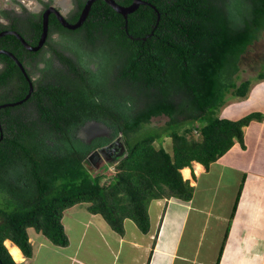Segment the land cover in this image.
<instances>
[{
    "label": "trees",
    "instance_id": "trees-1",
    "mask_svg": "<svg viewBox=\"0 0 264 264\" xmlns=\"http://www.w3.org/2000/svg\"><path fill=\"white\" fill-rule=\"evenodd\" d=\"M144 1L125 19L96 0L82 26L71 31L52 18V30L64 38L48 57L15 38L11 52L21 62L24 56L35 62L30 67L38 75L33 79L26 69L29 98L0 108V264H17L5 239L31 257L28 227L66 245L63 211L81 202L120 234L126 218L147 232L150 200L191 198L183 167L194 161L207 167L235 141L244 147L242 128L262 118L252 112L232 120L218 112L250 89L240 62L264 31V0ZM34 26L33 45L42 21ZM0 61V104L23 99L28 81L10 57L0 54ZM255 78H264L263 70ZM161 116L168 119L164 125L146 128ZM89 122L109 134L81 138L79 130ZM194 131L199 140L189 138ZM119 136L124 155L91 169L88 156ZM165 138L171 153L162 145Z\"/></svg>",
    "mask_w": 264,
    "mask_h": 264
},
{
    "label": "crops",
    "instance_id": "crops-1",
    "mask_svg": "<svg viewBox=\"0 0 264 264\" xmlns=\"http://www.w3.org/2000/svg\"><path fill=\"white\" fill-rule=\"evenodd\" d=\"M254 92L263 104L259 108L244 107L243 102H249ZM225 105L224 110L234 106L231 113L244 108L240 117L259 112L262 118L242 128L244 147L235 141L207 167L196 161L183 167L180 172L192 186L191 198L150 200L147 232L126 218L120 234L101 215L85 214L79 225H85L83 236L93 232V241L92 247L84 250L82 236L69 235L70 225L78 222L81 214L72 213L78 212L74 205L65 209L61 218L66 245L53 244L28 227L32 255L26 258L17 245L7 241L20 250L23 262H33L40 256L47 264L54 255L60 264H264V81L261 89L259 83L251 85L244 98ZM183 169L188 170V176L183 175Z\"/></svg>",
    "mask_w": 264,
    "mask_h": 264
},
{
    "label": "rangeland",
    "instance_id": "rangeland-1",
    "mask_svg": "<svg viewBox=\"0 0 264 264\" xmlns=\"http://www.w3.org/2000/svg\"><path fill=\"white\" fill-rule=\"evenodd\" d=\"M22 3L26 6V7H31V5H34V1L33 0H21ZM15 1L12 0H0V9L2 11L9 9V7L11 5H14V8H18V4ZM4 22L1 16V20L0 22ZM57 46V45H56ZM55 46V47H56ZM58 49L62 50L65 54H68V51H65L64 49H61L60 47H57ZM46 51L48 53H46V56H51V49L49 47L46 48ZM70 55V53H69ZM264 65V31L261 33L259 39L257 41H255L248 49V52L246 53V56L243 57V59L240 62V68H241V76L243 79H250L251 81V85H258L259 83V88L261 89L262 87V83H263V79H258L255 78L257 73L260 70H263L264 73V67L262 68V66ZM42 67L44 66V64L41 65ZM40 66V67H41ZM41 67V68H42ZM28 69L31 72L32 78H36L37 73H34V70L30 67V65H28ZM257 92H254L252 94V96L249 98V102L244 103L242 105H244V107H250L252 105H254V107H260L263 104V101L260 100V95L256 94ZM232 99H229L228 101H230ZM227 101V103H228ZM222 106L220 108V111L218 112L219 117H225L227 118V116L229 118H231L232 120H237L240 119V114L242 113V110L244 108H240L238 109L235 113H231L230 110H232V108H234V106H229L228 108H226L224 110V107ZM227 111V112H226ZM247 115V114H245ZM244 115V116H245ZM243 117V116H242ZM234 118V119H233ZM167 118L164 116L161 117H155L152 118L150 123L146 125V128H153V127H159L164 125V123L167 122ZM189 122V121H188ZM109 134V130L102 124L100 123H96V122H89L88 124H85L83 127L80 128L79 130V136L85 140H89L90 138L96 137V136H103V135H108ZM189 138H193L195 140H199V134L197 132H192V134L189 136ZM163 147L169 152H172V147H171V141L169 138H165L163 141ZM155 147L158 148V144H155ZM95 159V160H94ZM92 161H90V168L91 169H99L101 166H103L105 163L104 159L100 158V160H96V158H94ZM112 161V160H111ZM109 161V162H111ZM108 169L110 170V172L114 171V166L113 163L108 165ZM75 208L78 212H72V213H81L80 216L78 215L79 221L74 223L73 226H71L70 224V230H69V235L70 236H74V238H79V236H82V249L87 250L88 248L92 247V238H93V232H88L86 234V236H83L82 234H84L86 232L85 229V225H79L80 220L82 219L81 216L83 215H89V210H88V205L86 203H79L77 205H75ZM71 212H68V215ZM98 217L99 214L97 215ZM85 218V216H83ZM81 218V219H80ZM69 220V218H65V222H67ZM32 236L35 234L34 230H32ZM76 236V237H75ZM39 237L43 240V236L41 234H39ZM4 243V242H3ZM97 251L94 250V253H96ZM22 255V254H21ZM51 259L55 262H57L58 264H60L58 262V260L56 258H54V255L51 256ZM24 260V259H23ZM27 262H20V264H46L45 260L41 259V257L39 256L37 259H35V261L31 262V260L27 259ZM53 261L48 262L47 264H52ZM19 264V263H17Z\"/></svg>",
    "mask_w": 264,
    "mask_h": 264
},
{
    "label": "flooded vegetation",
    "instance_id": "flooded-vegetation-1",
    "mask_svg": "<svg viewBox=\"0 0 264 264\" xmlns=\"http://www.w3.org/2000/svg\"><path fill=\"white\" fill-rule=\"evenodd\" d=\"M15 1L18 4V8H14V5H11L9 9H6L1 13L2 19L4 22H0V32H8V31H14L19 33L23 39L33 45L34 39L37 35V28L34 26L35 22L42 21L43 14L48 11L47 14V34L45 36V40L42 44V46L38 49L40 51L46 52V48L49 47L52 50V47H55L54 44L62 43L63 42V36L61 35V32L58 30H52L49 21L52 18H55L57 20V17L55 15V11H58L60 14L63 15V17L69 22L74 23L71 20L72 16H75L76 14H80L81 9L79 8V0H33L34 5H31V7H26L21 0H12ZM86 0H82L83 5ZM15 3V4H16ZM78 12V13H77ZM78 18V17H77ZM83 24V23H82ZM82 26V25H81ZM80 26V27H81ZM78 27V28H80ZM76 28V29H78ZM66 29V28H65ZM76 29H66V30H76ZM42 30V28H41ZM41 31L38 35V40L40 38ZM14 37L8 38V37ZM15 36L12 34H4L0 36V49L6 50L11 52L14 47L17 46L15 42ZM17 39V38H16ZM18 40V39H17ZM37 40V43H38ZM19 41V40H18ZM19 43L22 45V43L19 41ZM36 45V44H35ZM23 46V45H22ZM24 47V46H23ZM11 48V49H9ZM19 50V49H15ZM36 50V51H38ZM12 53V52H11ZM47 53V52H46ZM13 54V53H12ZM48 55V53H47ZM22 64L24 67L28 69V65L34 66L35 62L31 61L29 58L24 56ZM43 63H38V67H40ZM4 66V63L0 61V70ZM42 67V66H41ZM38 75V74H37ZM100 160V158L96 157V160ZM95 160V159H94Z\"/></svg>",
    "mask_w": 264,
    "mask_h": 264
},
{
    "label": "water",
    "instance_id": "water-1",
    "mask_svg": "<svg viewBox=\"0 0 264 264\" xmlns=\"http://www.w3.org/2000/svg\"><path fill=\"white\" fill-rule=\"evenodd\" d=\"M95 1L96 0H86L85 1L84 5L81 9V12L79 14V17H78L77 21L74 23H69L63 17L62 14H60L58 11L54 10L55 15L57 17V20L65 28L76 29L82 25V23L84 22V20L86 19L87 15L90 11L91 5ZM103 1L106 2L117 13L121 14L125 19H126L127 15L129 13H132L133 11H135L140 4H146V2L144 0H132L131 4L126 5V6L118 4L115 0H103ZM150 6L154 8V6H152V5H150ZM47 14H48V11H46L43 14L41 35H40V38H39L38 43L36 45H31V44L27 43L19 33L14 32V31L0 32V36H2L4 34H12L22 43V45L24 46L25 49H27L28 51H36L42 46V44L45 40V36L47 34V25H48ZM0 54H4V55L10 57L15 62V64L18 66V68L20 69V71L22 72V74L24 75L25 79L28 81V84H29L28 93L26 94V96L23 99L18 100L16 102H8V103L0 104V108H4V107H8V106H14L16 104H21L23 101H25L29 98V96L32 92L33 85L31 82V78L27 74L26 68L24 67L22 62L19 61L14 54H12L9 51L2 50V49H0ZM124 153H125V146H124V144H123V142L119 136L116 139L109 142L108 144H106L105 146L97 148L95 151H93L88 156V159L90 161H92L94 158L99 157V158L104 159L105 162H109L111 160L113 161L118 156L124 155Z\"/></svg>",
    "mask_w": 264,
    "mask_h": 264
},
{
    "label": "bare ground",
    "instance_id": "bare-ground-1",
    "mask_svg": "<svg viewBox=\"0 0 264 264\" xmlns=\"http://www.w3.org/2000/svg\"><path fill=\"white\" fill-rule=\"evenodd\" d=\"M0 11H2V10L0 9ZM182 173L185 177L188 176V170L187 169H183ZM4 245L7 248V251L10 254V256L14 262L20 263L21 261H23V257L21 255V252L16 246H14L9 241H7V239L4 240Z\"/></svg>",
    "mask_w": 264,
    "mask_h": 264
}]
</instances>
